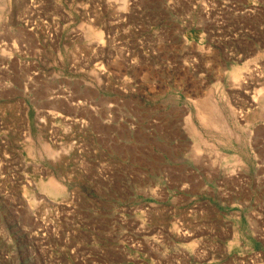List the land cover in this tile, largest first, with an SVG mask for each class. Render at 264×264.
Masks as SVG:
<instances>
[{"label": "rangeland", "instance_id": "1", "mask_svg": "<svg viewBox=\"0 0 264 264\" xmlns=\"http://www.w3.org/2000/svg\"><path fill=\"white\" fill-rule=\"evenodd\" d=\"M0 264H264V0H0Z\"/></svg>", "mask_w": 264, "mask_h": 264}, {"label": "bare ground", "instance_id": "2", "mask_svg": "<svg viewBox=\"0 0 264 264\" xmlns=\"http://www.w3.org/2000/svg\"><path fill=\"white\" fill-rule=\"evenodd\" d=\"M252 98H253V102L256 101V99L254 98V96ZM251 101H252V99H251Z\"/></svg>", "mask_w": 264, "mask_h": 264}]
</instances>
